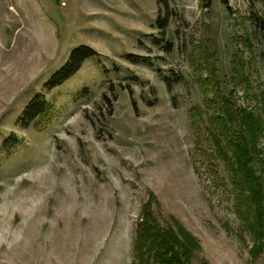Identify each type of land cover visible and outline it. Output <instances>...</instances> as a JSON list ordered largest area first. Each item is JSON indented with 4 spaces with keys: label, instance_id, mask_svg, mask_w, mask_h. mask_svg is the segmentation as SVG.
Instances as JSON below:
<instances>
[{
    "label": "rangeland",
    "instance_id": "1",
    "mask_svg": "<svg viewBox=\"0 0 264 264\" xmlns=\"http://www.w3.org/2000/svg\"><path fill=\"white\" fill-rule=\"evenodd\" d=\"M205 1L164 0L161 33L157 0H0V264H134L149 198L161 225L172 216L198 241L189 264H264L213 156L203 93L264 121V3ZM81 45L97 55L45 89ZM38 93L50 108L23 126ZM258 145L264 160V131Z\"/></svg>",
    "mask_w": 264,
    "mask_h": 264
},
{
    "label": "trees",
    "instance_id": "2",
    "mask_svg": "<svg viewBox=\"0 0 264 264\" xmlns=\"http://www.w3.org/2000/svg\"><path fill=\"white\" fill-rule=\"evenodd\" d=\"M157 1L165 4L164 15L156 18V25L163 33L168 24V6L164 0ZM205 2L207 4V0ZM254 18L262 35L264 56V17ZM95 55L97 52L86 45L73 49L62 68L43 87L49 90L61 85L77 72L85 59ZM128 57L133 61H146V58L135 54ZM212 90L209 96L208 90L203 89L207 136L213 147V156L223 163L227 181L235 192V208L244 228L254 239L251 253L256 256L263 249L264 239V160L259 155L258 145L264 121L253 111L238 106L230 93L224 95L218 88ZM48 108L44 94L38 93L24 107L18 122L26 126ZM200 115L197 106L189 109L191 119ZM151 202L152 198H149L143 204L135 227L133 263L189 264L193 253L201 250L198 241L172 216L165 226L161 225L151 211Z\"/></svg>",
    "mask_w": 264,
    "mask_h": 264
}]
</instances>
